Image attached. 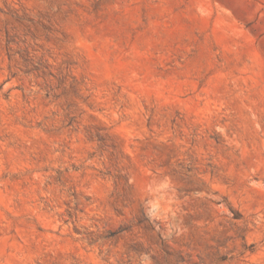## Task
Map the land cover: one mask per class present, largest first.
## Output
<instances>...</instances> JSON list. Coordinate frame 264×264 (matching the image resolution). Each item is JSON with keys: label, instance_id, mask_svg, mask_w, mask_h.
<instances>
[{"label": "rangeland", "instance_id": "obj_1", "mask_svg": "<svg viewBox=\"0 0 264 264\" xmlns=\"http://www.w3.org/2000/svg\"><path fill=\"white\" fill-rule=\"evenodd\" d=\"M0 264H264V0H0Z\"/></svg>", "mask_w": 264, "mask_h": 264}]
</instances>
